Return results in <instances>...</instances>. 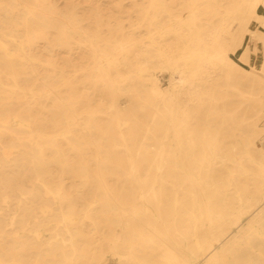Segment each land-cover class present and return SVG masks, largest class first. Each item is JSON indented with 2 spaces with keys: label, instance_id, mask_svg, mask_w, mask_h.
Segmentation results:
<instances>
[{
  "label": "bare ground",
  "instance_id": "1",
  "mask_svg": "<svg viewBox=\"0 0 264 264\" xmlns=\"http://www.w3.org/2000/svg\"><path fill=\"white\" fill-rule=\"evenodd\" d=\"M14 1L26 10V25H36L31 31L43 34L44 29L34 22L33 8L22 5L21 0ZM34 1L49 4V0ZM260 5L264 6V0H186L184 15L172 16L171 23L164 26L156 19L162 12L168 13L164 0H148L145 15L154 19L149 24L153 26L149 38L154 55L134 53L135 44L124 38L106 44V49L90 46L94 71L88 82L100 84L112 100L109 125L102 126L94 117L101 112L99 108L89 111L91 117L81 125L76 102L58 98L54 104L55 113L63 115L53 123L62 131L58 136L77 155L85 144L94 148L98 164L113 163L123 170L129 182L136 185L143 207L135 206L136 196L108 187L102 172H90L87 165L79 167L76 162L81 163L80 159L71 162L57 138L53 142H36V135H47L36 132L30 116L0 114L3 129L18 141L26 139L29 147H39L38 157H31L32 163L40 166L45 148L51 147L50 162L60 165L64 174L78 177L80 169L86 181L91 177L102 181V206L106 211L100 212H106L104 225L115 233L104 239L122 264H264V147L257 145L263 129H259L257 120L247 122L245 113L238 118L228 115L227 95L218 94V90H233L243 102L253 97L264 106V100L256 96L264 91V32L248 26V21L254 19L264 27V16L258 12ZM206 11L209 15L203 21L201 16ZM163 35H171V42L155 41L154 36ZM246 38L249 42L257 40L258 46L247 43ZM258 55L263 58L260 67L253 61ZM142 56L144 60L139 58ZM128 66L135 79L146 82V96L139 109H151V124L140 123L135 114L117 108L118 79L121 69ZM162 74L167 75L164 88L159 85ZM241 84L249 91L243 90ZM62 86L71 91L75 87L61 78L59 84L53 85V93L57 94ZM255 86L262 91L254 93ZM14 88L21 90L17 85ZM50 91L46 84L41 96ZM219 104L222 109L215 111ZM214 115L220 116L219 120H212ZM16 129L27 135L20 137ZM150 135L157 140L154 151L143 145L137 147L138 137L148 139ZM18 146L23 144L19 142ZM118 146L123 147V155L117 152ZM13 154L12 149L4 150L5 161H11ZM34 179L42 184L44 194L59 204V214L53 217L61 218L69 235L72 253L62 252L63 261L58 264H86L77 262L78 249L68 227L77 222L75 203L61 183L51 188L44 181V173L36 172ZM1 185L18 187L10 180ZM14 192L1 193L0 201L9 205L13 199L8 194ZM39 209L42 214L49 212L46 204ZM88 212L85 215L92 218ZM24 216L16 220L17 214L5 215L0 210V264H45L39 254L32 259L33 245L19 240L23 222L30 219ZM114 217L117 220L110 221ZM6 226L11 236H6ZM40 230L35 237L41 238ZM143 251L146 257L140 256ZM94 258L95 264H102L100 255Z\"/></svg>",
  "mask_w": 264,
  "mask_h": 264
},
{
  "label": "rangeland",
  "instance_id": "2",
  "mask_svg": "<svg viewBox=\"0 0 264 264\" xmlns=\"http://www.w3.org/2000/svg\"><path fill=\"white\" fill-rule=\"evenodd\" d=\"M21 2L22 5L33 8L34 22L44 30L43 34L31 31L34 27L36 29V25H26L24 20L26 10L14 0H0V114H18L25 118L30 116L34 121L33 127L36 128V132H44L47 135L46 138L36 135L34 139L36 142L40 143L45 139L53 142L54 138H57V143L71 162L80 159L81 163L76 162V165L80 164L79 167L87 165L90 172H102L108 187L130 197L136 196L135 206L143 207L142 200L137 197L136 185L129 182L123 170L118 169L113 163L98 164L94 159V148L85 144L80 146L82 153L77 155L65 140L58 136L62 131L60 128L55 129L53 123L55 118L60 119L63 116L62 113L56 114L54 109L58 98H63L71 104L76 102L74 106L80 112L78 117L81 119V125L91 117L89 111L97 108L101 112L96 113L94 117L102 126L109 125L108 111L112 100L100 84L93 86L88 82L90 74L94 71L93 50L90 46L93 44L98 46L99 50L106 49V44L124 38L135 44L134 53H141L144 56L154 55L155 50L150 45L149 38L153 30V26L149 24L154 23V19L150 15H145L148 0H49V4L43 5L34 0H21ZM185 4L186 0H164L168 13L162 12L158 18L156 17L157 21L164 26L169 25L174 16L184 15ZM258 12L264 16L263 5L258 7ZM208 15L209 11L202 14L203 21ZM248 26L254 31L260 29L264 32V27L254 19L248 21ZM154 39L162 44L171 42L172 36H154ZM246 39L248 43L249 40ZM249 43L258 46L257 40ZM134 53L129 55L131 61H134L132 58ZM139 58L144 60L143 56ZM253 61L257 67H260L263 58L258 55ZM132 70L130 66L121 69V78L118 79L120 93L116 99L117 108L122 112L135 114L140 119V123L142 121L144 124H151L153 117L151 109H139L146 96V82L135 79ZM61 78L68 79L74 84V90L62 86L63 88H58L57 94L53 93V85L59 84ZM91 80L93 81V78ZM46 84L51 91L41 96L40 92ZM15 85L21 90L14 88ZM159 85L161 88L167 86V75L159 76ZM240 87L249 91L243 84ZM256 88L257 86L253 89L254 93L262 91ZM30 90L34 93L31 94ZM218 91L220 96L227 95L225 100L228 104L226 108L229 111L228 115L238 118L245 113L247 122L257 120L259 129H263L257 145L264 147V106L255 102L253 97L246 103L243 102L233 90ZM73 95L78 98H73ZM256 96L264 100V91ZM221 109L220 104L215 107V111ZM219 118L220 116H212V120ZM15 131L20 137L27 135L18 129ZM80 131L82 135H86V131L81 129ZM144 134L146 136L145 132H140V135ZM78 141L81 143L80 140L76 143ZM156 141L151 135L148 139L140 136L137 147L143 145L144 149L154 151ZM19 142L23 146H18ZM103 143L107 142L103 141ZM28 145L26 139L18 141L0 124V182L10 180L18 184V187L0 186V199L3 196L1 193L15 191L8 194L13 199L9 205L0 201V210L5 215L17 214L16 220H20L23 215L30 216V219L22 224L19 240L27 241L35 247L31 253L32 259L39 254L45 264H58L63 261L62 252L67 255L72 253L64 223L59 216L53 217L59 214V204L55 203L51 196H46L42 184L34 179L36 172H42L44 181L51 188L61 183L65 194L77 207V222L68 225L78 249L76 256L80 257L77 262L95 264L94 257L100 255L102 264H122L119 256L107 248L104 239L113 233L104 225L106 209L102 206L104 199L103 186L100 185L102 181L92 177L86 181L81 177L83 170L80 169L77 170L80 174L78 177L64 174L60 165L50 162L53 158L51 147L45 148L44 160L40 166L32 163L31 157H38L39 147ZM10 148L14 151V157L11 161H5L4 150H11ZM116 150L119 155H123V147L118 146ZM244 165L250 170L254 169L251 164L244 163ZM166 187L170 188L168 185ZM42 204L49 207V212L45 214L40 212L39 207ZM87 210L93 215L92 218L85 215ZM101 210L105 211L100 212ZM53 218L55 221L51 220ZM116 220L114 217L110 221ZM41 228L43 230H40ZM5 230L6 236L12 235L9 226H6ZM38 230L41 232V238L34 235ZM115 231L120 234V227L116 226ZM119 252L125 253V250L119 249ZM139 254L146 257L144 251ZM28 263H31V260H28Z\"/></svg>",
  "mask_w": 264,
  "mask_h": 264
}]
</instances>
